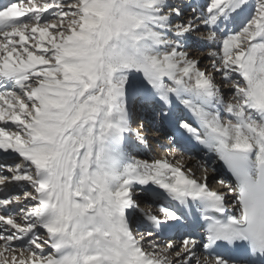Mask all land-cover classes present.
<instances>
[{
  "label": "snow or ice",
  "instance_id": "snow-or-ice-1",
  "mask_svg": "<svg viewBox=\"0 0 264 264\" xmlns=\"http://www.w3.org/2000/svg\"><path fill=\"white\" fill-rule=\"evenodd\" d=\"M188 7L177 23L185 7L170 0L0 4V264H264V0ZM201 28L204 68L186 44ZM173 97L200 124L179 127L234 183L125 150L133 135L147 144L131 102ZM193 203L202 245L166 235Z\"/></svg>",
  "mask_w": 264,
  "mask_h": 264
},
{
  "label": "bare ground",
  "instance_id": "bare-ground-1",
  "mask_svg": "<svg viewBox=\"0 0 264 264\" xmlns=\"http://www.w3.org/2000/svg\"><path fill=\"white\" fill-rule=\"evenodd\" d=\"M179 1L180 0H176L175 2H179ZM0 3H1V1H0ZM199 14L200 13L198 11H196L195 15H199ZM191 16H193L192 11L185 12L184 15L182 16L183 17L182 21H179V22H184L188 18H190ZM179 22H177V23H179ZM192 35L194 36V38H193L194 41H199L200 40L199 37L206 36L204 33L199 34L198 32H194V33H192ZM201 41H204V39L202 38ZM201 41H199L200 43L199 42L196 43V45H192L191 47H188L187 51H189V53L192 57L200 59L201 60L200 66L202 68H204V67L209 66L210 61H209V59L207 60L204 53L198 55V53L200 51H202V48H201L202 42ZM209 71H211V69H209ZM216 76H217V83H219L221 85V87L223 88V90L226 92L224 95H225V98L228 99L230 96L229 88L223 84L220 76H218L217 74H216ZM134 80L136 83H139L142 80V76L140 74H134ZM137 99H138V104H134V103L133 104L136 106H139V107H142V106L144 107V109L143 108L140 109L141 111L143 109L141 116L144 117L145 120H148L147 114L149 115L150 113H148V111H145V110H147V108H151L148 106L149 99L147 101L139 99V98H137ZM132 112H133V108H132ZM167 117L169 118V120L170 119L172 120L173 117H175V113L170 115V116H167ZM186 122L190 123L193 127H196L198 129L200 128L199 121L196 120V118L194 116L192 117L191 120L186 121ZM147 124H151V123L148 121ZM183 130L186 132L185 129H183ZM147 135H151L153 138L152 140L147 141L149 143V145H146V147H141V148L137 149L134 153H132L131 157L135 158L136 160H148L149 162H151L154 159H159V158H163L165 156H169L170 159H180L181 162L186 167L191 168L193 171H195L197 173L198 176L202 175V173L200 172V166L206 165V164L203 162L202 159H200L198 154L193 153V152H189L185 147H182V146L180 147L177 140L173 139L172 136H169L168 138H164V136L162 134H160V133L156 134L155 131L153 133L152 130H149L147 132ZM170 153H172V155H169ZM212 153L214 154V158L208 160L207 166H210V167H208V173L207 174L209 176V185L213 189L218 190L219 186L216 184V180L223 178V179H227L230 181V179H229V177H227V175L224 172L225 168H224L223 163H219V161H218L219 159H218L217 155L214 152H212ZM204 154H206V153L204 152ZM213 169H215V171H213ZM137 199L141 205V208H143L144 210L153 211V212L156 211L155 206H153L152 208H149L148 202H146L142 196L137 197ZM234 204H235V201L232 199L231 196H229L228 197V205L231 208V211H233V205ZM237 214H238V212H237ZM182 223H184V222L182 221ZM137 226H138V224H136L134 226V228ZM140 226H141V228L143 227L142 224ZM190 228H191V226H187V227L183 228L184 230L182 229L181 231H173V232H169L167 234H169L168 236H171L173 239L179 241L184 235H190V233H189ZM180 232H184V233L179 234ZM198 232H200V233L197 235H194L193 238L196 239L201 245L202 238H203L202 230L198 231ZM156 239L159 241V240H161V237L157 236ZM197 255L201 256V257L206 255L202 246L197 248Z\"/></svg>",
  "mask_w": 264,
  "mask_h": 264
},
{
  "label": "rangeland",
  "instance_id": "rangeland-1",
  "mask_svg": "<svg viewBox=\"0 0 264 264\" xmlns=\"http://www.w3.org/2000/svg\"><path fill=\"white\" fill-rule=\"evenodd\" d=\"M176 0H170V2H172V3H183V5H184V7H185V11H184V13L185 12H190V11H192V8L191 7H188V5H193V7H195L196 9H197V11L200 13V11H201V8H202V6L203 5H205L207 2H208V0H180L179 2H175ZM186 2V3H185ZM186 4V5H185ZM182 18L183 17H181V18H179L176 22H179V21H182ZM198 33L199 34H202V33H204L205 35H206V31L203 29V28H201L199 31H198ZM193 38H194V36L191 34V36L186 40V44L188 45V47H191L192 45H196V43H198L199 41H201V39H202V37H199L200 38V40L199 41H194L193 40ZM202 42V44H201V48H202V51H200L199 53H198V55H200V54H202V53H205L206 51H207V48H206V41L204 40V41H201ZM200 43V42H199ZM187 47V48H188ZM208 60V59H207ZM209 69H211L210 67H209ZM208 69V70H209ZM218 76H219V74H217ZM219 84V83H218ZM221 86V85H220ZM222 88V87H221ZM222 90H223V88H222ZM224 91V90H223ZM226 92L224 91V94H225ZM138 104V99H135L134 101H132L131 102V108H133V111H134V109H135V107H136V105H134V104ZM136 112H137V109H136ZM135 226V225H134Z\"/></svg>",
  "mask_w": 264,
  "mask_h": 264
}]
</instances>
